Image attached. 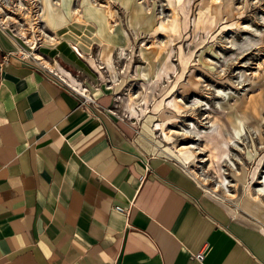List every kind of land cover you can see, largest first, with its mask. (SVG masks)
Returning <instances> with one entry per match:
<instances>
[{
    "label": "crops",
    "instance_id": "crops-1",
    "mask_svg": "<svg viewBox=\"0 0 264 264\" xmlns=\"http://www.w3.org/2000/svg\"><path fill=\"white\" fill-rule=\"evenodd\" d=\"M56 35L83 54L99 40L74 24ZM20 51L0 26V264H264L254 214Z\"/></svg>",
    "mask_w": 264,
    "mask_h": 264
},
{
    "label": "rangeland",
    "instance_id": "rangeland-1",
    "mask_svg": "<svg viewBox=\"0 0 264 264\" xmlns=\"http://www.w3.org/2000/svg\"><path fill=\"white\" fill-rule=\"evenodd\" d=\"M70 2L85 16L81 25L78 15L67 23L99 35L87 54L64 40L54 45L65 26L39 19L42 0H0V8L35 39L34 53L59 59L89 87L92 104L182 165L206 194L264 225V0H90L95 10L87 0ZM137 5L144 19L134 15ZM3 12L0 26L28 52L21 56L43 66ZM178 146H189L192 157Z\"/></svg>",
    "mask_w": 264,
    "mask_h": 264
},
{
    "label": "bare ground",
    "instance_id": "bare-ground-1",
    "mask_svg": "<svg viewBox=\"0 0 264 264\" xmlns=\"http://www.w3.org/2000/svg\"><path fill=\"white\" fill-rule=\"evenodd\" d=\"M43 1V7L41 12L39 13V19L42 22H47L51 27H54L55 22H58V24H60L61 26H67L69 25L67 22L70 19H73L75 17V15H78L76 22L80 23V25L82 24V20L81 18L85 16H81L80 10L73 8L72 3L70 2V0H62V2H55L54 0H42ZM87 2L90 3V0H87ZM21 5V4H20ZM89 5V4H88ZM90 7L95 10V8L93 7V5L90 3ZM0 10L3 12V10L0 8ZM92 12V10H91ZM98 12V11H96ZM99 15L103 14L104 12H98ZM94 14L93 12L91 13ZM3 17H2V22H6L9 19H12L14 22L19 23V21H17L14 17L11 16H7L4 12L2 13ZM134 15L138 16L140 19H144L146 16V12L144 11L142 6H135L134 9ZM95 17L99 18L100 22L103 23V19L101 18V16H98L97 14H94ZM109 16V15H108ZM86 18V17H85ZM76 19V18H75ZM87 21L88 18H86ZM84 20V19H83ZM71 22V21H70ZM84 22V21H83ZM87 23V22H86ZM99 23V22H98ZM97 23V24H98ZM0 24H3L0 22ZM162 24V23H161ZM20 25V34L26 39V41H24L25 43H28L30 45V48H32L31 53L34 55V57L36 59H39L40 62H42V64L44 66H46L49 70L53 71V73H56L57 75L61 76L62 78H64L69 84H73L72 86L75 87L76 89H78L79 91H81L82 93H84L88 98H92L90 95V90L89 88H86V86L83 84V82H81L82 84L79 85V82H73L71 79H69L64 73H62L61 71H58L55 68H51V64L48 60H46L44 57H42L41 54H39L37 51L34 50L36 48V42L35 39H30L28 36V33L25 31V29ZM75 25V24H74ZM79 25V26H80ZM77 26V25H76ZM101 26V25H100ZM164 26V25H163ZM78 27V26H77ZM81 27V26H80ZM105 28V27H104ZM54 29V28H53ZM39 31L45 36L48 37L47 34H45L42 30L39 29ZM114 32V29L110 28V32L109 34L112 35V33ZM110 39V38H109ZM51 41H54L55 38L50 37ZM31 43V44H30ZM35 44V45H34ZM32 45V47H31ZM30 53V52H29ZM28 52H24L23 55H27ZM135 98L136 96L131 94L130 95V102L128 103V108L131 110L133 108V105L135 103ZM93 99V98H92ZM215 130V129H214ZM171 133V130H170ZM189 146H178L176 152H178L179 154L184 156L185 160H188L192 157V155L190 153H188ZM225 151V150H224ZM220 188V185H218L215 188V191H217ZM250 191V190H249ZM264 194V188L262 189V196ZM261 195V194H260ZM255 200L259 201L260 198L259 197H255Z\"/></svg>",
    "mask_w": 264,
    "mask_h": 264
},
{
    "label": "built area",
    "instance_id": "built-area-1",
    "mask_svg": "<svg viewBox=\"0 0 264 264\" xmlns=\"http://www.w3.org/2000/svg\"><path fill=\"white\" fill-rule=\"evenodd\" d=\"M10 55H11V54H10ZM10 55H7L5 58L7 59L8 56H10ZM22 57L25 58L24 56H22ZM25 59H26V58H25ZM26 60H27V59H26ZM31 62H32V61H31ZM42 67L47 69V67L44 66V65H43ZM47 70L50 71V73H53V71H51V70H49V69H47ZM55 75L59 77V79H60L61 82H63V83H65L66 85L70 86L72 89H74L76 92H78V93L82 96V98H83L82 104H83V105L85 104V106H86V104H87L88 102H95L94 99H92V98H88L84 93H82L81 91H79L78 89H76L75 87H73L71 84H69L64 78H62L61 76L57 75L56 73H55ZM85 86H86V88H89L87 85H85ZM115 208H116L117 210L122 211V212H126V211H127V209H126L125 207L120 206V205L115 206ZM197 257H198L199 259H203V257H204V252H199V253L197 254Z\"/></svg>",
    "mask_w": 264,
    "mask_h": 264
}]
</instances>
